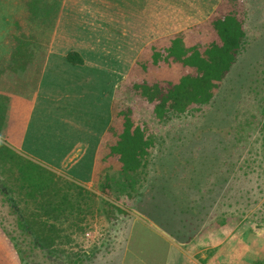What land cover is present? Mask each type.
<instances>
[{"label": "crops", "instance_id": "0c3cea01", "mask_svg": "<svg viewBox=\"0 0 264 264\" xmlns=\"http://www.w3.org/2000/svg\"><path fill=\"white\" fill-rule=\"evenodd\" d=\"M161 1L165 7L167 2ZM123 3L131 21L127 28L138 44V17L152 20L156 0H0V142L19 150L22 159L48 166L79 185L94 201L105 195L107 180L122 169V163L117 165L120 153L112 150L122 146L123 132L122 125H113V100L124 80V51L137 52L138 47L132 43L128 48L124 19L109 32L92 21L107 19V5L122 11ZM136 4L138 16L132 13L136 6H130ZM133 60L130 67L139 54ZM68 194L75 195L73 190ZM138 218L100 223L97 242L81 254L90 258L97 252L99 264H264V253L250 248L251 237L223 232L214 238L200 231L187 237L179 220L168 233ZM16 258L0 230V264H17Z\"/></svg>", "mask_w": 264, "mask_h": 264}, {"label": "trees", "instance_id": "16d2710c", "mask_svg": "<svg viewBox=\"0 0 264 264\" xmlns=\"http://www.w3.org/2000/svg\"><path fill=\"white\" fill-rule=\"evenodd\" d=\"M165 1L167 3L163 7L162 1L156 0L152 20H147L143 14H140V18L138 17V28H141L142 36L137 37L138 51L136 54H140L141 49L148 42L156 41L168 32L174 33L178 29L205 20L210 15H215L214 8L219 4V0ZM238 1L234 7L238 17H233L234 19L224 21L220 25L215 24L219 39L222 41L228 40L227 46L232 51H238L237 49H241L246 44L244 41L247 34L245 31L247 25L243 20H247L249 13H247L245 2L243 0ZM115 6V4L106 6L103 14L106 15L107 19L93 20L92 22L94 23V27H98L99 25L105 26L108 32L110 28H114L123 22L121 26L123 29L122 34H124V39L128 40L129 48L132 43L134 44L135 36L127 28L128 22H131L126 20L124 14V8L127 4H122V11ZM130 6H136L132 9V13L138 16L136 9L140 5ZM128 15H131V11ZM121 19L124 20L122 21ZM134 28H137V26ZM259 30L260 32H257L259 33L257 42L262 39L260 45L263 48L264 28H260ZM151 31H153L154 35ZM229 48L220 49L218 47L214 48V50L212 49L211 52L220 63L224 59L225 51L229 50ZM198 54L194 50L191 58L193 56L198 57ZM262 59H264V56ZM235 60L229 57V61L226 62L224 68L221 67L219 69L217 66H211V62H209L211 67L208 66L202 70L206 76V82L210 84L211 89L207 111L219 106L220 103L225 104L226 109L235 110L234 123L236 125L233 126L226 122L229 125L227 126L228 132H226L225 138L220 137L218 140L219 146H209L208 148L204 146L209 150L207 153L212 157L205 155L197 158L196 154L199 150L198 152L196 150L192 152L194 159H197L196 163L199 161L202 163L200 164V171L194 166L192 173L196 175L194 177L191 175L190 178L191 185L198 189L199 194L195 196V192L191 191L185 193V199L190 200L192 208L178 210L174 207L175 205H172V208L171 205L167 207L165 204L158 203L157 197L161 196L159 195L160 193L155 191L156 186L153 183L157 175H164L166 177L162 176V178L172 179L173 182L179 179L180 176H183V169L177 168L175 164L172 166L174 168H170L169 171V165L167 164H172V161L174 163H176L175 161L179 162L180 159L185 157L180 155L179 151L170 152L168 150L167 153L173 160L168 161L164 165L156 158V154L152 151L151 146H154L153 142L150 145L147 141L138 138V135L131 128L123 130L122 134L119 135L123 143L122 146L117 150L112 148L113 151L120 153L119 159H121L122 169L118 175H112L107 180L111 184L114 194L118 196L117 198H120L121 204L124 203L122 207L119 206L120 201L116 204L103 200H101L102 202L95 203L93 197H87L79 185L69 182L61 176H57L47 167L24 160L22 157L20 159L18 155L8 150L0 142V196L3 202L7 204L4 205L7 208L6 214L2 215L0 213V230L3 237L16 253L17 264H99L97 252L89 258L88 256L91 255H88V253L80 255L78 253L67 252V250L74 246L79 248L76 244L78 242L77 239L85 238L86 234L92 231L90 219L99 217V215L107 216V219H110L115 212L123 217L131 216L133 218V216L138 215L139 219L148 221L157 229L166 232L170 230V226L176 224L179 220L185 226V232H187H184L185 236L188 237L196 233L197 231L195 230L198 226L192 228L190 224L188 225L189 222L194 220L200 222L214 220L212 218L218 212L214 208L211 211V205L218 198L216 197L217 195L215 194L213 197L212 190L204 194L201 188H199L200 178L197 177L198 173L210 170L207 167L206 161L219 160L221 161V163L218 162L220 168L222 167L221 164H223L226 168L225 172L230 173L229 177H224L222 180L217 179L215 185H213L217 189V192L221 191L220 193L218 192L220 194L218 205H221L223 208L220 210L221 213L217 214L218 219L227 224H237L244 220L242 218L248 211L245 209L239 211L237 207L233 208V197H237V201L239 202L236 201V203L242 201L248 203V207L251 204H257L260 199H264L260 195H264V77L263 80L253 79L249 80L250 83H247L248 75L252 78H255L257 75L256 69L254 70V64L243 65L248 70L242 69V72L236 73L238 70L237 65L241 64L236 63ZM203 63L206 62L204 61ZM133 67L134 65L128 70V74L132 71ZM260 68H262V64ZM229 76H236V80L233 81L238 85L235 88H230V91L241 95L247 94L248 91L252 90L255 93V99L254 97L252 98V103L248 104L245 111H242L244 108L241 105L235 108L236 104L234 103L236 100H233L229 95L223 94V81L229 82ZM135 84L136 82H133L131 87H128L131 89V92ZM251 84L255 85L254 89L251 88ZM222 95L226 98L222 99ZM228 96L230 104L228 103ZM187 102L189 101L187 100ZM258 105L263 108V111L258 108ZM241 113L246 114L245 117H248L246 119L245 117L244 119L240 118ZM206 117L209 118L207 114L202 118L206 120ZM222 118L224 121L228 117L224 116ZM205 133H207V136L213 134L214 131L208 128ZM141 138L143 137L141 136ZM252 138L254 139L252 140ZM139 140L142 142V146H138ZM190 142H193L194 145L197 144V141ZM191 146H193L192 143L185 145L188 148ZM198 149H200V146ZM137 154L142 159L139 158L136 161L135 156H138ZM152 157L156 158L154 161L156 164L152 165V167L156 166V169H153L155 170L153 174L155 175L154 178L150 176ZM183 161L187 164L190 160L184 159ZM162 168L163 173L161 171ZM166 172L168 175L165 174ZM239 172H241V175H238ZM255 173L257 174L255 175ZM3 174L7 175L5 182L1 179ZM203 179L204 181L206 179L204 186L213 181L209 177H203ZM148 183H150V188L147 190L149 193L143 190ZM119 188L124 190L121 194L116 193ZM72 190L75 195L68 194ZM257 193L259 195L258 198H256ZM148 196L151 197V200L148 199ZM151 203L155 204L153 208L150 206ZM94 204L95 206H93ZM146 206L148 208H145ZM249 212V216H252L255 220L254 225L256 227L260 228L264 225V209L258 208ZM235 214H239L240 216H236ZM209 223L211 224V221ZM36 256H39L38 258L40 259H36Z\"/></svg>", "mask_w": 264, "mask_h": 264}, {"label": "rangeland", "instance_id": "374dc122", "mask_svg": "<svg viewBox=\"0 0 264 264\" xmlns=\"http://www.w3.org/2000/svg\"><path fill=\"white\" fill-rule=\"evenodd\" d=\"M243 1L245 2V6L248 11L247 13L249 14L247 15V20H243V22H246L247 25L245 30L247 34L244 41L246 44H244L241 49H237L238 51H232V49L227 46L228 40H220L218 37L219 34L215 28V24L220 25L224 21H230L235 17H238L237 11L234 8L235 4L239 2L238 0H219V4L215 8V15L211 16L208 20H204L202 23L190 28L188 27L180 33H175L156 40L154 45H149L141 51L139 54V64H135L129 74L127 72L131 68L130 66L134 63L133 56L136 52L134 50L124 51L129 53L125 54L126 57L123 61V76H121V81L124 79L123 83L120 82V86L114 95L113 108L117 114L114 117L115 120L113 121L114 128H118L120 125L123 126H121L123 130L131 128L135 134L138 135V138L147 141L150 145H152L153 142L154 146H151L152 151H154L156 158L164 165H166L168 161L173 160L167 153L168 150L170 152L179 151L180 155L185 157L180 159L179 162L175 161L176 163H174L172 161V164H167L169 165V171L170 168H174L172 166L175 164L177 165V168L183 169V176H180L179 179H176L173 182L172 179L162 178L164 175H157L155 181L153 182L154 186H156L155 191L160 193L159 195L161 196L157 197V200H159L158 203L165 204L167 207L175 205L174 207L178 210L192 208L191 202H189L190 200L185 199V193L187 191H191L193 193L195 192V196L199 194L198 189L191 185L190 178L191 175L192 177L196 175L192 173L194 166L198 168V171H200V164H202L201 161H199L200 163H196L197 159H194L192 152L195 150L198 152L199 150L196 154V156H198L197 158L205 155L210 156V154L207 153L209 150L204 146H207V148L209 146H219L217 143L218 140L220 137L225 138L226 132H228L227 126L229 125L227 123L233 126L236 125V123H234V114H236L235 110L226 109L225 104L223 105L220 103L219 106L207 111V104L209 102L208 99L211 89L210 84L206 82V76L203 74L202 70L210 66L209 62H211V66H217L218 69L221 67L224 68L226 62L229 61V57H231L232 59H236V63L241 64L237 65L238 70L236 73L242 72V69L248 70V68L245 69L243 65L247 66L249 64H254V70L256 69L255 71L257 72V75L255 78L248 75V81L244 79L247 83L249 80L253 79L263 80L264 59L262 58L264 56V47L262 48L260 45L262 39L257 42L259 38V33L257 32H260V28H264V0ZM136 47H138V44L135 43L134 49H136ZM218 47L220 49L227 47L230 50L225 51L224 59L220 63L211 52L212 49L214 50V48L216 49ZM194 50L197 54L199 52L198 57L193 56L191 58ZM204 61L206 63L208 62V64L206 65V63H203ZM242 62H244V64H242ZM261 64L262 68H260ZM126 74L128 75L125 76ZM228 80L229 82H226V80L223 81V94L229 95L233 98V100H236L234 103L236 104L235 108L241 105L244 108L242 111H245L248 104L252 103V98L254 97L255 99L254 91H248L247 94L242 95L234 93V91H230V88L238 86L233 81L236 80V76H229ZM133 82H136V84L134 87L132 86L133 91L131 92V89L128 87H131ZM254 87L255 85L251 84V88L254 89ZM229 96L228 103L230 104ZM222 97V99L226 98L223 95ZM187 100L189 102H187ZM258 108L263 111V108L260 107V105H258ZM206 114L210 119L208 117H206V120L202 118ZM224 116L228 118L223 121L222 117ZM245 116L246 114L241 113L239 117L244 119ZM247 117H245V119ZM208 128L213 129L214 133L206 136L207 133L205 132ZM141 136L143 138H141ZM254 138H252V140ZM190 141H197V144L194 145V143ZM189 143H192L193 146L189 148L185 147V145ZM138 146H142V142L140 140ZM199 146L200 149H198ZM18 151H16L17 153L13 152L18 155V157H23L22 153ZM137 155L138 156H135L136 161L141 157L139 154ZM156 158L152 157L150 165L152 169L150 176L152 178L155 176L153 175L155 171L153 169H156V166L152 167V165L156 164V162H154ZM184 159H187L188 161L190 160L189 163L186 164L185 161H183ZM119 162L121 163V161L117 159L118 166L120 165ZM218 162L221 163L219 160L206 161L207 167H209L210 170L208 172H199L197 175V177L200 178L199 188H201L202 192L206 194L209 190H212L211 192H213V197L215 194L217 195L216 197L218 198L214 204L211 205V211H213L214 208L215 210H218L217 214L221 213L220 210L223 208L221 205H218L219 193L221 191H218V193L217 189H215V186L213 185H215L217 179L222 180V178L230 176L229 172H225V166L221 164L222 167L220 168ZM163 168L161 170L162 173ZM169 171L168 173H170ZM168 173L166 172L165 174L168 175ZM256 174L257 173H255V175ZM238 175H241V172H239ZM203 177H209L213 180V184L210 182L204 186L206 179L204 181ZM1 179L5 182V179L7 180V175L3 174ZM106 184L108 190L104 196L98 197L99 199H97L95 203L102 202L101 200H103L108 202L111 201L116 204L120 201V198H117L118 196L114 194L113 190H109V182ZM149 188L150 183L146 184V188L143 190L147 191ZM121 191L124 190L119 188V192ZM260 195L264 197V195ZM258 197L259 195L257 193L256 198ZM148 199L151 200V197L148 196ZM236 201L237 197L234 196L232 199L233 208L237 207L239 211L243 209L248 211L242 218L244 220L239 223L227 224L221 219H218L216 214L212 218L214 220H209L211 221V224L209 221L200 222L194 220L189 222L188 225L190 224L192 228H196L198 226L195 231H200L205 235L212 233L214 238L218 237L216 235L222 236L223 232L224 236L235 235L236 237H245L246 239L251 237L252 245L250 248L252 251L264 253V243L257 244L253 239V237H255V239L259 238L260 241L264 240V225L260 228L256 227L254 225L255 220L252 216H249V211H254L258 208L264 209V205L262 206L264 199H260L257 204H251L249 207L248 203L242 201H240V203H236ZM4 205L7 204L3 202L2 197L0 196V213L2 215H5L7 211V208H5ZM123 205L124 203L121 204L120 201L119 206L122 207ZM154 205L155 204L151 203V208H153ZM145 208H148V206ZM235 215L240 216L239 214ZM107 218V216L99 215V217L89 220L92 231L87 233L85 238L77 239L78 243L76 244L81 245L82 247L81 250L80 248H75L76 254L78 253L81 255V251L84 249L86 250L88 246L90 247V245L97 242L100 223H104V221L110 222L113 220H124L126 223L131 222L132 219H137L138 217L136 215L135 217L133 216V218H131V216L123 217L115 212L110 219ZM244 242H246V240H244ZM78 250L80 252H78ZM67 252L75 253L70 250V248ZM38 257L39 256H36V259H40Z\"/></svg>", "mask_w": 264, "mask_h": 264}]
</instances>
